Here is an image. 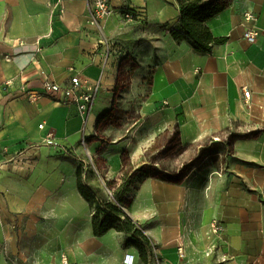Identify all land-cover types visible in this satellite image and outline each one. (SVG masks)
Wrapping results in <instances>:
<instances>
[{"label":"crops","instance_id":"0c3cea01","mask_svg":"<svg viewBox=\"0 0 264 264\" xmlns=\"http://www.w3.org/2000/svg\"><path fill=\"white\" fill-rule=\"evenodd\" d=\"M93 2L0 0V264H125L131 255L132 264H264V0H231L210 18L227 38L210 52L170 34L177 0H110L99 28ZM246 12L257 17L254 43L243 36ZM74 76L100 84L88 117L41 90ZM29 90L41 95L31 101ZM121 104L122 123L131 109L137 117L103 146L99 131ZM174 131L198 155L207 139L213 145L180 182L146 177L123 208L152 242L145 261L122 232L93 233L77 171L93 154L117 176L123 158L145 164L148 147Z\"/></svg>","mask_w":264,"mask_h":264},{"label":"trees","instance_id":"16d2710c","mask_svg":"<svg viewBox=\"0 0 264 264\" xmlns=\"http://www.w3.org/2000/svg\"><path fill=\"white\" fill-rule=\"evenodd\" d=\"M179 18L175 26L169 28L175 40L188 39L200 51L210 52L212 48L226 41V37H217L210 30L207 21L224 11L231 0H177ZM135 12L133 9L124 10ZM135 14V13H134ZM123 175L121 182L117 180L106 181L107 186L113 191L112 196L105 193L100 185L86 182L83 179V167L77 171V184L83 197L94 208L92 217L93 233L103 235L110 229H116L124 234V247H134L141 259L147 261L153 255V245L143 229L123 209L132 202V196L140 183L151 174L144 164L141 167L130 165L127 168L126 159L123 158ZM93 170L85 175L89 179Z\"/></svg>","mask_w":264,"mask_h":264},{"label":"rangeland","instance_id":"374dc122","mask_svg":"<svg viewBox=\"0 0 264 264\" xmlns=\"http://www.w3.org/2000/svg\"><path fill=\"white\" fill-rule=\"evenodd\" d=\"M123 105H119L116 107L114 114L117 116V119H114V122H106L103 123L102 127L99 131L98 137L102 140V145L106 146V143H111L112 138L108 136V134L111 135H121L123 133V130L127 129L131 126V123L133 119L137 117V113L135 112V109H131L130 111V122L122 123L121 118L123 116L124 110ZM127 115V114H126ZM126 120V119H125ZM117 125L119 127L124 125V129L121 127L117 132H111L109 131L110 125ZM105 127V128H104ZM111 132V133H110ZM223 141V140H222ZM212 140L207 139L203 144L202 148H199V154L198 155V146L196 147H190L188 150L181 146L178 141V136L176 131L173 133L165 132L162 133L156 140L153 142L151 147H148L147 152L145 153V165L147 166V170L155 175V176H162L168 180H173L176 182H180L184 176L189 173V171L200 164V159L202 161L201 156L205 152V150H202L205 146H211ZM102 146V147H103ZM193 148V149H192ZM106 152V151H105ZM127 154H125L126 156ZM90 156V155H89ZM85 159V162H83V174L86 175L89 174L90 170H93V173H91L89 180H91L92 184H98L104 188V184L102 180L111 181V180H117L118 182H121L122 178V171L119 170V173L117 176H113L111 178L110 175L106 173L103 169L104 162L100 160V163L98 165L99 159L96 158L93 154L91 157H86L83 155ZM92 158V159H91ZM126 163L127 168L125 170L130 169V165L135 166V164H132L131 161L126 156ZM144 164L138 165V167H141ZM201 165V164H200ZM105 169V168H104ZM105 189V188H104ZM105 193L106 189H105ZM131 250L136 253L135 249L133 247H130Z\"/></svg>","mask_w":264,"mask_h":264},{"label":"built area","instance_id":"2783aa9c","mask_svg":"<svg viewBox=\"0 0 264 264\" xmlns=\"http://www.w3.org/2000/svg\"><path fill=\"white\" fill-rule=\"evenodd\" d=\"M91 24L101 27V20L113 12L110 0H94L92 8ZM135 13V14H134ZM126 12L124 14L125 18L128 20L137 18V12ZM245 24H250L245 27L243 36L251 43L256 42L257 37L260 33L259 28L256 26L257 21L256 15L252 12H246L244 15ZM109 45V43H107ZM100 84L94 83L89 84L83 81L80 77H72L68 85H61L57 82L50 81L48 79L44 80L41 86L42 91L62 93L64 95V102L75 104L81 115L88 117V115L93 110L97 95L99 93ZM41 90H29L27 91L28 98L31 101L37 100L41 95ZM245 96H250V91L245 90ZM85 119V123H86ZM40 128L44 127V124L39 125ZM44 141L51 146H59L58 141L54 138L52 133H48L44 138ZM104 188L109 196H112V190L107 186L105 180H102ZM213 232L220 233L224 231V226L218 221H215L211 225ZM179 253L183 255V248H179ZM133 256L128 259L126 257L125 264H132Z\"/></svg>","mask_w":264,"mask_h":264}]
</instances>
